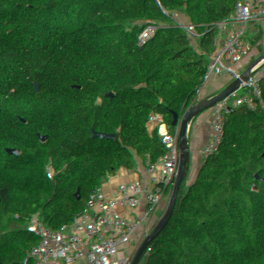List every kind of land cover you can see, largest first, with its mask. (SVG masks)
<instances>
[{
    "label": "trees",
    "instance_id": "16d2710c",
    "mask_svg": "<svg viewBox=\"0 0 264 264\" xmlns=\"http://www.w3.org/2000/svg\"><path fill=\"white\" fill-rule=\"evenodd\" d=\"M65 77L75 95L59 93ZM249 103H264V0L8 1L0 264H117L107 257L112 246L135 264L133 245L140 251L177 225L158 226L178 156L221 122L220 108L238 114ZM136 146L154 159L156 177ZM218 156L207 165L211 178ZM239 190L224 238L189 240L183 264H264V180Z\"/></svg>",
    "mask_w": 264,
    "mask_h": 264
},
{
    "label": "built area",
    "instance_id": "2783aa9c",
    "mask_svg": "<svg viewBox=\"0 0 264 264\" xmlns=\"http://www.w3.org/2000/svg\"><path fill=\"white\" fill-rule=\"evenodd\" d=\"M10 0H0V13L7 10V2ZM51 0H24V5L39 6ZM49 93H54L51 89ZM59 93L75 95L76 88L73 81L65 77L59 88ZM38 107H43L46 102L35 99ZM240 120L239 131L229 130L220 122L207 128L198 134L194 146L178 156L179 166L175 177L177 184L171 189L168 204L165 209L167 213L171 208L187 206L191 211L198 210L203 202H197L195 197L199 195L210 183L211 177L206 167L212 156L220 155L235 142L247 135H257L264 139V103L247 104L238 114ZM135 152L147 163L152 172L158 168L155 161L150 156H145L138 151ZM115 164V160L107 159L99 168L100 176H104ZM245 192L244 194H246ZM241 191L234 190L223 194L216 204L201 217L191 224L184 231L175 236L172 241V263L183 264L185 247L189 240L205 237L212 242L224 238V229L228 224L225 215L235 214L236 209L242 204ZM199 223L203 226L200 227ZM161 222L159 223L160 227ZM109 262L115 261L117 264H129L123 249L120 246H112L107 255ZM135 264H138L136 260Z\"/></svg>",
    "mask_w": 264,
    "mask_h": 264
},
{
    "label": "crops",
    "instance_id": "0c3cea01",
    "mask_svg": "<svg viewBox=\"0 0 264 264\" xmlns=\"http://www.w3.org/2000/svg\"><path fill=\"white\" fill-rule=\"evenodd\" d=\"M220 110L222 115L221 123L224 127L229 130L239 131L240 120L237 114L227 112L221 108ZM141 152V154L146 156V150H141ZM218 158L221 160V169L211 178L209 186L195 197L197 202H204L220 186L231 180L246 176L249 171H251L252 174L263 171L264 139H260L254 134L244 136L235 142L234 145H231L222 152ZM214 159V157H211L208 163L214 165ZM206 169L208 168L206 167ZM154 177H156V174ZM189 214H191L190 207L183 206L180 208H171V210L165 213L159 228L162 230L169 226H174L182 222ZM172 253V245L168 243L163 244L156 250L152 257L151 264H173Z\"/></svg>",
    "mask_w": 264,
    "mask_h": 264
},
{
    "label": "water",
    "instance_id": "95a60500",
    "mask_svg": "<svg viewBox=\"0 0 264 264\" xmlns=\"http://www.w3.org/2000/svg\"><path fill=\"white\" fill-rule=\"evenodd\" d=\"M166 35L169 38V40L173 43V45H177L178 43L177 35L172 34L170 32H166ZM149 112L150 114H152L153 108H151ZM150 123H151V115L149 116L148 121L144 125L145 129H149ZM261 180H264V170L260 172H256L254 174H248L244 177L226 182L225 184L220 186L217 190H215L211 194V196L201 204L198 210L191 212V214H189L182 222H180L179 224H177L176 226L170 229L160 231L157 234L153 235L151 238H149L146 241L145 245L143 246L142 250L139 251L138 246L133 245L132 258L136 259L138 261V264H151L152 257L159 247L172 240L175 236H177L179 233H181L186 228H188L191 224L196 222L201 217L202 213H205L211 207H213L223 194L241 189L243 186L247 185L248 183L261 181ZM68 228L71 229L72 226L69 225ZM51 263L57 264L53 260L51 261Z\"/></svg>",
    "mask_w": 264,
    "mask_h": 264
},
{
    "label": "rangeland",
    "instance_id": "374dc122",
    "mask_svg": "<svg viewBox=\"0 0 264 264\" xmlns=\"http://www.w3.org/2000/svg\"><path fill=\"white\" fill-rule=\"evenodd\" d=\"M209 88H210V85H209ZM136 151H138L139 153H142L141 152V150H144L145 151V149L142 147V146H136ZM152 174V176L154 177L155 176V173L154 172H152L151 173ZM201 225V223H199V226ZM168 244H171L172 245V241L170 240L169 242H167Z\"/></svg>",
    "mask_w": 264,
    "mask_h": 264
}]
</instances>
